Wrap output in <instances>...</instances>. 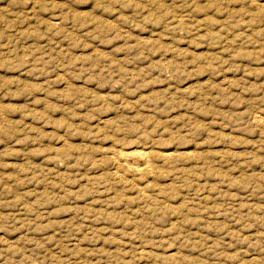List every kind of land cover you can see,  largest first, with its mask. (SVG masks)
Masks as SVG:
<instances>
[{"label": "rangeland", "instance_id": "1", "mask_svg": "<svg viewBox=\"0 0 264 264\" xmlns=\"http://www.w3.org/2000/svg\"><path fill=\"white\" fill-rule=\"evenodd\" d=\"M0 264H264V0H0Z\"/></svg>", "mask_w": 264, "mask_h": 264}, {"label": "bare ground", "instance_id": "2", "mask_svg": "<svg viewBox=\"0 0 264 264\" xmlns=\"http://www.w3.org/2000/svg\"><path fill=\"white\" fill-rule=\"evenodd\" d=\"M142 156V155H141ZM145 157V156H144ZM144 160H146L145 158H144ZM129 161V160H128ZM147 161V160H146Z\"/></svg>", "mask_w": 264, "mask_h": 264}]
</instances>
